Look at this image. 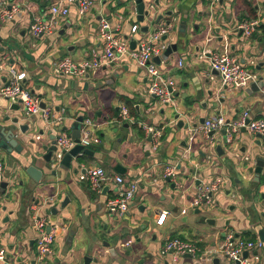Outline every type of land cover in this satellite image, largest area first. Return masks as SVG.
I'll list each match as a JSON object with an SVG mask.
<instances>
[{"label":"crops","instance_id":"crops-1","mask_svg":"<svg viewBox=\"0 0 264 264\" xmlns=\"http://www.w3.org/2000/svg\"><path fill=\"white\" fill-rule=\"evenodd\" d=\"M58 1L29 0L26 7L21 5L14 19L0 20V57H5L7 62H17L19 68L27 72L26 86L42 97L51 112L64 116L63 123L52 128L41 114L28 117L22 109L13 108L15 102L0 94V123L7 128L29 125L27 132L19 137L23 146L21 152L14 148L0 149L4 180L10 181L6 192H0V239L11 254L5 264H34L35 204H42L38 215L46 217L57 231L47 264H84L87 255L98 259L90 264H154L155 261L162 264L160 250L167 239L173 237L196 242L202 248L199 264H214L213 254L217 253L216 246L226 231L234 230L243 238H261L264 169L258 181L256 173L249 171L256 166L258 157L264 158V145L257 142L260 137L243 131L232 141L225 134V142L222 131H217L211 143V138L201 133L200 125L206 118L225 112L229 117H238L246 108L251 109L254 117L264 118V87L252 92L247 88L238 91L225 88L221 76L213 72L210 61L203 56L205 50L228 53L254 68L259 79L264 80V0H159L156 13L174 11L173 15L164 16L172 23L167 46H178L168 58L163 57L164 52L159 55L160 63L155 60L177 84L173 104L165 107L148 94L146 73L124 59L103 65L87 80L53 72L54 63L59 59L69 56L81 61L89 59L92 51L99 49L98 29L102 18L116 22L122 17L123 31L130 37V44L131 39L136 38L138 42L152 33L153 25L148 33L140 31L148 21L137 20L133 0H96L91 11L83 16L73 5L61 28L37 38L31 48L26 45L33 58L23 59L20 55L12 59L6 42L19 39L24 43L31 35L32 17ZM145 1L153 4L155 0ZM253 14L261 20V25L250 38H245L238 26L242 18ZM151 19L153 17H148L149 22ZM134 24L139 25V30L131 36ZM37 73L41 83L35 88L33 80ZM2 83L3 78H0V87ZM122 106L129 108L134 121L119 119ZM80 116L96 123L95 133L100 142L88 147L93 154L79 153L72 158L70 167L62 164L53 167L52 159L50 163L45 162L43 156L47 150L43 147L51 146V134L66 131L72 135L73 125ZM6 117L10 119L5 121ZM15 117H19L17 124L12 122ZM179 119L188 127L180 128ZM145 125L162 131L155 151L150 149L153 139H149ZM190 131L194 132L192 141L188 138ZM37 134L42 135L41 140L34 138ZM247 137L249 140H245ZM219 144L224 150L222 155L216 149ZM187 151L186 159L183 155ZM31 165L42 170L40 181L28 174L27 168ZM98 165L104 167L108 177L122 174L127 180H139L140 190L123 218L116 217L108 208V201L115 192L110 179L100 192L78 179L84 169ZM117 165L124 167V172H118ZM170 165H175L179 171L177 180L179 176L187 177L186 185L178 180L182 186L173 188L174 182L164 178L165 169ZM197 176L202 181L217 176L231 180L225 189L214 194L218 203L234 204L230 220L217 227V221L208 218L210 227L193 234H178L180 227L189 225V214L193 213V220L202 213L201 208L190 205V193L199 184ZM248 182L251 185L245 184ZM104 187L106 193H103ZM230 187L235 189L233 196H227ZM51 197L54 205L48 207L45 201ZM66 197L69 201L62 208ZM53 207L58 208L57 214L47 212ZM163 210L169 214L164 225L157 226L155 220ZM258 254L257 264H264V246ZM165 263L172 264L166 260ZM182 264L197 263L193 257H185Z\"/></svg>","mask_w":264,"mask_h":264},{"label":"built area","instance_id":"built-area-1","mask_svg":"<svg viewBox=\"0 0 264 264\" xmlns=\"http://www.w3.org/2000/svg\"><path fill=\"white\" fill-rule=\"evenodd\" d=\"M218 1V0H216ZM96 0H59L49 8L34 15L31 19L29 31L35 38L50 35L62 27L66 17L70 13L73 5L77 6L79 15L83 16L90 12L95 6ZM21 9V4L17 1H4L0 3V20L6 21L14 19ZM122 17L116 22L111 19L102 18L98 29V38L100 47L93 50L89 59L76 61L67 56L59 59L54 63L53 72L58 76H65L77 80H87L91 74L96 73L103 65H108L113 61L124 59L135 64L142 69L147 77V92L155 96L161 104L170 105L174 102L173 95L177 90L176 81L167 74L159 64L156 63L155 57L161 55L167 49V39L163 40L164 35H169L172 31V23L166 18L160 19L154 24V30L149 35L138 40L137 45L132 48L130 37H126L123 31L121 21ZM261 20L256 17L253 19H244L239 23L238 28L242 31L245 38H250L260 27ZM139 30V25L131 26V36ZM203 56L208 58L213 69L220 73L222 84L225 88L235 90L236 88H247L253 82L259 81V75L250 70L238 58L232 57L228 53H219L216 51H203ZM179 64L183 62L180 60ZM0 75L3 83L0 87V94L11 102H19L20 109L28 117L41 114L42 117L53 126L61 125L64 116L59 113L51 112L48 108L42 107V97L33 93L26 86L27 72L21 70L17 62H7L5 57H0ZM264 93V91H263ZM64 113V110L62 111ZM122 121H134L128 107L122 106L119 114ZM96 124L91 118H86L81 123L80 144L89 147L92 143H99L100 138L95 133ZM245 128L247 133L258 136L260 143L264 145V118H256L252 115L250 108H246L238 117H226L224 114L208 117L200 125V131L207 138L213 137L212 131L225 130L229 141L243 133ZM147 134H152L153 143L150 149L155 151L160 144L162 131L155 126H144ZM53 131V129H52ZM57 150L53 154L52 165L57 167L61 164L64 156L78 143L75 138L66 131L55 133ZM36 140H41L42 135H35ZM189 140L194 139V132H189ZM211 143L213 140L211 138ZM189 151L183 155L188 158ZM178 169L175 165L166 167L164 178H170L175 187H181L177 180ZM80 181L87 182L91 189L100 192L104 183L110 179L115 185V192L108 201V208L118 218H123L130 210V203L140 190L138 179L124 178L122 174H115L108 177L104 167L91 166L78 176ZM4 180V164L0 161V183ZM196 180L199 184L190 194V205L195 209H200L204 205L214 203V194L225 189L228 182L223 176H217L214 179L202 181L198 176ZM48 207L54 205V198L51 197L45 201ZM42 204H35L34 222L37 230L36 235V257L34 264H47L50 254H52V245L57 238V231L51 229L48 231V220L44 216L38 215ZM158 213L159 219L155 220L157 226L164 225L168 211L163 210ZM264 246V240L261 238H243L238 236L234 230L225 232L222 240L217 244V253L221 259V264H257L260 261L258 251ZM202 248L194 241H189L180 237L167 239L160 250V254L168 256L169 263L179 264L190 253L193 258H199ZM248 255H245V253ZM257 252V253H255ZM8 250L0 239V263H7ZM99 264V263H92Z\"/></svg>","mask_w":264,"mask_h":264},{"label":"water","instance_id":"water-1","mask_svg":"<svg viewBox=\"0 0 264 264\" xmlns=\"http://www.w3.org/2000/svg\"><path fill=\"white\" fill-rule=\"evenodd\" d=\"M133 3H134L135 10H136L137 20L140 22H145V19H147V21H148V22H146V24L144 26H142L140 28V31L143 33H148L150 30V26H152V25L154 26V24L156 22H158L160 19H162L166 14H169V15L174 14L173 10H171L169 12L156 13L157 7L160 6L159 0H155L153 4H147L145 0H133ZM128 12L129 11H127V13ZM155 14H157V15H155ZM148 17H153V19H151V21L149 22ZM168 22H170V21H168ZM63 30H65V29H63ZM167 37H168L167 35H164L163 40H166ZM136 43H137L136 38L131 39V47L132 48H134L136 46ZM177 48H178L177 44H168L167 49L163 53V57L168 58V56L170 54H172V52L174 50H177ZM154 59L159 63L161 61V57H159V56H156ZM213 72L220 75V73L215 69H213ZM261 87H264L263 78H260L257 83L253 82L249 87H247V91L248 92L258 91L261 89ZM41 105H42V107H46V103L44 101L41 102ZM13 108L19 109L20 108L19 102H15V104L13 105ZM178 117H179V115L177 116V118ZM9 119H10V117H6L5 121H7ZM83 120H84L83 116H80V117H78L77 121L73 125L74 130L72 132V136L75 138V140L78 144L73 149H71L68 153L65 154L61 164L66 166V167H70L72 158L74 156L78 155L79 153L93 154V151L90 148L84 147L82 144H80V135H81L80 129H81V123ZM12 122L17 124L19 122V117L13 118ZM178 126L180 128H183V127L187 128L188 127V125L185 123V121L183 119H179ZM28 129H29L28 124L18 125V127H8L7 128V126L0 123V149H13L14 148L17 151L21 152L23 150V146H22V143L19 141V137L22 134H25ZM242 131H246V129L243 128ZM214 133H215V131H212L211 135H213ZM222 134L224 135V140L226 142L227 139L225 137V130H222ZM258 136L260 137V135H258ZM51 139H52L51 146L44 145V147H43L45 150H47V152L43 156V160L47 163H50V161L52 159L53 152L57 150L56 135L54 133L51 134ZM149 139H152L151 133L149 134ZM31 142H33V139L31 140ZM257 142L260 144L259 140ZM216 149L220 155H222L224 153V150L222 149V146L220 144L217 145ZM263 169H264V158L258 157L257 161H256V166L251 167L249 169V171L256 173L257 181H258L259 175L262 173ZM85 170L86 169H84V171ZM116 170L118 172H124L125 169L121 165H117ZM27 172L35 181H40V179L42 177V170L38 169L37 166H35V165L29 166L27 168ZM166 179H167V181H170V178H166ZM9 185H10V181L3 180L0 183V192L5 193L6 189L9 187ZM172 187L173 188L175 187L174 183L172 184ZM105 190H106V187H104L103 193H106ZM68 201H69V198L66 197V199L61 203V207L64 208L66 206V204L68 203ZM47 212L57 214L58 208L53 207L51 209H48ZM51 228L52 227L49 225L48 231H50ZM259 235L262 238V240H264V229L260 230ZM245 255H248V253L246 252ZM117 256L118 255H116L114 257H117ZM185 256L191 257L192 255L190 253H187ZM10 257H11V254L8 253L7 258H10ZM213 261H214V264H220V258L217 256L214 257ZM91 262H98V259L87 255L85 257L84 264H90Z\"/></svg>","mask_w":264,"mask_h":264},{"label":"rangeland","instance_id":"rangeland-1","mask_svg":"<svg viewBox=\"0 0 264 264\" xmlns=\"http://www.w3.org/2000/svg\"><path fill=\"white\" fill-rule=\"evenodd\" d=\"M29 0H17V2L18 3H20L21 5L23 4L25 7H26V5L25 4H27V2H28ZM109 13V12H108ZM29 36V38L27 37L26 39H25V42L24 43H22L19 39H15V40H11L9 43H7L6 42V47H7V49H8V53L10 54V57L12 58V59H16L17 57H19L20 55L22 56V58L23 59H27V58H33V54H32V52H31V49H27V47H26V45H29L30 46V48L32 47V45H33V43H35L36 41H37V38H35V37H31V35H28ZM5 53H6V51H4ZM3 52V53H4ZM29 52V53H28ZM4 53V54H5ZM32 64V63H31ZM248 67V66H247ZM250 70H252V71H254V72H258V71H256L254 68H251L250 66L248 67ZM4 74H6V72H2V73H0V75H4ZM63 77H65V76H63ZM40 83H41V78H40V75L37 73V74H35V78H34V80H33V86L35 87V88H38L39 87V85H40ZM102 86H103V84H102ZM102 88V87H101ZM100 89V88H99ZM237 90L236 91H238L239 89H241V88H236ZM262 96V95H261ZM173 98H174V100H175V98H176V93H174V95H173ZM171 104H173V103H171ZM170 104V105H171ZM83 106H85V105H83ZM160 106L161 107H165L166 105H164V104H161L160 103ZM86 107V106H85ZM226 117H229V113H227V112H225V113H223ZM96 124V123H95ZM245 140H249V138L247 137ZM226 147H228V145H225ZM182 177V176H181ZM180 176L178 177V180L183 184V185H186L187 184V182L186 181H188L186 178L187 177H185V176H183L182 178H181ZM225 180L228 182V183H231V180H228V178H225ZM245 184H247V185H251V183L250 182H248V183H245ZM234 187H230V188H227L229 191H230V193H228V195L227 196H233L234 195V193H235V189H233ZM183 191L181 190V191H179L178 192V195L180 196V194L182 193ZM193 191H191V193H192ZM190 193V194H191ZM186 195H188L187 193H186ZM185 195V196H186ZM217 200H219L218 198H215V196H214V203L212 204V205H204V206H202V213L201 214H199V215H197V214H194V215H197L196 216V218L195 219H193L192 220V214L193 213H191V214H189V225L188 226H186V225H184V226H182V227H180L179 229H178V231H177V233L178 234H183V235H188L189 233H195L196 231H198V230H200L201 228L202 229H204V228H208V227H210L211 225H210V223L208 222V218H213V219H215L216 221H217V227H218V225H220V223L221 222H228V220H230V215H229V213H231V211L233 210V209H231V206L232 205H234V204H231V205H227V203H222V201H219V203L217 202ZM130 207H131V205H130ZM214 208H216L215 210H214ZM161 256V257H160ZM123 259V258H122ZM159 260H160V262L162 263V264H166L165 263V260L166 261H168V256H165V255H162V254H160L159 255ZM194 260L196 261V263L197 264H199L200 263V260H199V258H194ZM183 262V261H182ZM182 262L181 263H179V264H182ZM154 264H159V261H155V263Z\"/></svg>","mask_w":264,"mask_h":264},{"label":"trees","instance_id":"trees-1","mask_svg":"<svg viewBox=\"0 0 264 264\" xmlns=\"http://www.w3.org/2000/svg\"><path fill=\"white\" fill-rule=\"evenodd\" d=\"M256 17H257L256 14H253L252 16L242 18V20H244V19H253V18H256Z\"/></svg>","mask_w":264,"mask_h":264}]
</instances>
